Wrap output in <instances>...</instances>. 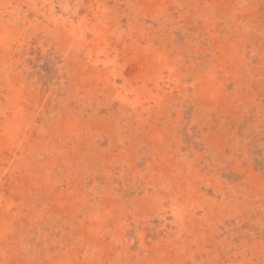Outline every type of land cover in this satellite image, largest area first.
<instances>
[{
    "label": "rangeland",
    "instance_id": "374dc122",
    "mask_svg": "<svg viewBox=\"0 0 264 264\" xmlns=\"http://www.w3.org/2000/svg\"><path fill=\"white\" fill-rule=\"evenodd\" d=\"M0 264H264V0H0Z\"/></svg>",
    "mask_w": 264,
    "mask_h": 264
}]
</instances>
